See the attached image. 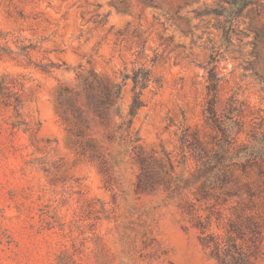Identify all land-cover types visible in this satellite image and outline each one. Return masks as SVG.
Segmentation results:
<instances>
[{"label":"rangeland","instance_id":"rangeland-1","mask_svg":"<svg viewBox=\"0 0 264 264\" xmlns=\"http://www.w3.org/2000/svg\"><path fill=\"white\" fill-rule=\"evenodd\" d=\"M226 1L0 0V81L20 100L14 116L0 98V264H217L197 217L264 220V175L255 166L229 168L220 204L199 199L197 184L171 192L196 167L182 136L210 148L217 135L205 115L213 54L216 109L239 128L235 144L264 130V0L243 8L230 42L227 17L213 12ZM139 66L151 79L130 132L145 172L130 151L117 156V125ZM85 78L112 100L106 120L88 127L68 109L86 102ZM211 228L223 230L214 221Z\"/></svg>","mask_w":264,"mask_h":264},{"label":"trees","instance_id":"trees-1","mask_svg":"<svg viewBox=\"0 0 264 264\" xmlns=\"http://www.w3.org/2000/svg\"><path fill=\"white\" fill-rule=\"evenodd\" d=\"M226 2L229 4L227 9H221L220 7L214 9L213 12L227 17L224 38L227 42H230L232 36L240 34L236 28L237 19L240 17L243 8L250 3V0H228ZM217 57L216 54H213L207 63V95L205 102V115L215 128L217 135L213 138L210 148L195 137H193L192 142H188L185 135L182 136L183 149L186 147L191 153L196 167L191 174L181 176L171 188V192H177L185 185L197 184L196 193L198 198L212 200L211 206L216 203L220 204L221 195L228 193L224 190V187L229 182L227 172L232 165L241 168L255 166L259 169L261 175H264V130L252 132L247 142L236 145L239 128L233 129L231 123H227V118L225 119L220 115L216 109L217 86L220 80L216 70ZM126 78H129L128 74L123 75V81ZM130 78L132 80L133 96L127 115L121 117L120 123L117 125L119 143L123 147L117 153V156L123 158L124 155H129L127 153L130 151L132 153L131 157L136 156L134 159L139 163L142 172H145L147 167L144 165V158L139 155V151L134 145V142L138 140V136L137 133L130 132V127L132 118L142 105L140 95L151 79V72L148 68L139 66L133 69ZM87 80L85 78L81 83L82 90L87 94L86 102L83 106H77L71 102L68 104V109L72 111L76 121L86 122L88 127L89 123L95 119L100 120V122L106 120L107 109L112 106V100L111 92L108 89H104L101 94L93 93L92 81ZM113 89L115 99H118L121 84L115 85ZM0 98L5 100L7 105L12 108L14 116L20 114L19 98L15 93L7 91L3 81H0ZM89 113H93V116H89ZM233 123L238 125V123ZM75 134L85 136L80 128H76ZM93 140L94 138L90 137L92 147L95 146ZM92 155L94 156V153ZM246 192L249 198L253 195L249 188L246 189ZM237 195L240 197L241 204L246 206L249 198L243 200L242 194ZM213 221L217 227L223 228L222 232L218 233L212 230ZM195 226L199 229V240L203 248L217 264H261L260 257L264 248V220L261 215L237 214L235 217H224L223 212H208L204 217L196 218Z\"/></svg>","mask_w":264,"mask_h":264}]
</instances>
